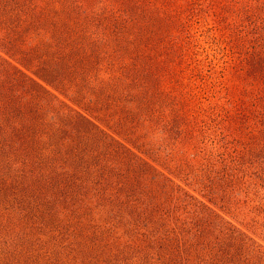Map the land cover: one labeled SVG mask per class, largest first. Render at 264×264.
<instances>
[{"label": "rangeland", "instance_id": "rangeland-1", "mask_svg": "<svg viewBox=\"0 0 264 264\" xmlns=\"http://www.w3.org/2000/svg\"><path fill=\"white\" fill-rule=\"evenodd\" d=\"M0 264H264V0H0Z\"/></svg>", "mask_w": 264, "mask_h": 264}]
</instances>
